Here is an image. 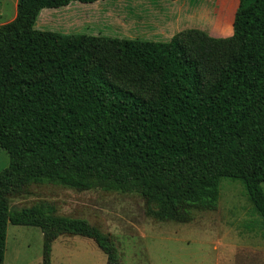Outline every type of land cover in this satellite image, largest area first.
I'll return each instance as SVG.
<instances>
[{
  "label": "trees",
  "instance_id": "obj_1",
  "mask_svg": "<svg viewBox=\"0 0 264 264\" xmlns=\"http://www.w3.org/2000/svg\"><path fill=\"white\" fill-rule=\"evenodd\" d=\"M97 0H18L0 25V264L9 223L39 227L43 263L61 235L93 239L120 264L116 237L40 201L11 209L33 184L138 193L148 216L187 223L216 210L223 178L239 180L264 222V0H239L237 51L206 82L178 41L106 38L119 57L157 78L144 98L92 66L94 35L36 29L44 8Z\"/></svg>",
  "mask_w": 264,
  "mask_h": 264
},
{
  "label": "rangeland",
  "instance_id": "obj_2",
  "mask_svg": "<svg viewBox=\"0 0 264 264\" xmlns=\"http://www.w3.org/2000/svg\"><path fill=\"white\" fill-rule=\"evenodd\" d=\"M18 0H0V25L12 21ZM239 0H97L44 8L36 29L99 38L92 66H102L120 87L151 98L157 78L119 57L106 38L178 41L195 60L206 82L237 51L232 40ZM0 145V170L9 165ZM264 190V183H262ZM40 201L60 214L87 218L118 242L120 264H264V222L242 182L223 178L216 210L195 211L191 222L161 221L145 212L138 193L76 191L52 183L33 184L11 199V209ZM44 235L39 227L9 223L4 264H42ZM51 264H107V255L88 237L64 234L53 243Z\"/></svg>",
  "mask_w": 264,
  "mask_h": 264
},
{
  "label": "crops",
  "instance_id": "obj_3",
  "mask_svg": "<svg viewBox=\"0 0 264 264\" xmlns=\"http://www.w3.org/2000/svg\"><path fill=\"white\" fill-rule=\"evenodd\" d=\"M56 241V240H55Z\"/></svg>",
  "mask_w": 264,
  "mask_h": 264
}]
</instances>
